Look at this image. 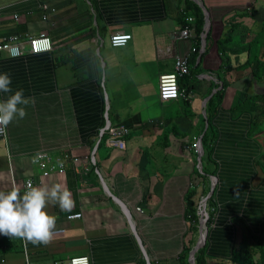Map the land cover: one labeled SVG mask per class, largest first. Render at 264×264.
<instances>
[{
    "label": "crops",
    "instance_id": "0c3cea01",
    "mask_svg": "<svg viewBox=\"0 0 264 264\" xmlns=\"http://www.w3.org/2000/svg\"><path fill=\"white\" fill-rule=\"evenodd\" d=\"M189 1L0 0V38L46 33L53 43L51 51L25 50L17 57L4 52L0 58V74H9L13 93L23 89L35 100L27 116L9 124L0 138V191L32 177L37 187L70 191L74 201L70 210L46 207L56 217L55 229H64L52 234L47 246L0 235V264H26L25 249L29 264H64L81 255L91 264H180L188 246L191 261L196 234L201 237L199 225L194 232L186 217L193 190L198 208L213 188L207 264L231 259L241 229L259 233L264 126L256 123L264 113L260 102L257 110L249 108L264 94V74L256 79L248 70H236L247 53L230 49L260 30L264 0H202L204 9L197 6L203 31L207 19L210 24L205 49L198 52L192 51L198 39L195 18L193 37H174L191 14ZM115 32L130 33L132 39L114 47L110 35ZM175 54L189 57L191 73L181 77V88L195 93L190 101L159 98V77L174 71ZM223 86L206 145L215 174L203 177L208 152L202 144V152L195 153L191 144L194 137L203 139L208 101ZM13 93L0 92V101ZM242 99L250 103L242 106ZM107 121L128 129L124 149L110 146L107 133L101 135ZM42 152L64 156L65 169L42 176L33 162ZM93 152L99 173L89 160ZM70 156L81 161L74 165ZM74 213L82 217L71 219Z\"/></svg>",
    "mask_w": 264,
    "mask_h": 264
},
{
    "label": "built area",
    "instance_id": "2783aa9c",
    "mask_svg": "<svg viewBox=\"0 0 264 264\" xmlns=\"http://www.w3.org/2000/svg\"><path fill=\"white\" fill-rule=\"evenodd\" d=\"M194 3L198 4L200 7L204 9V5L202 0H192ZM194 16L192 14H186L185 22L183 24L182 30L178 33L174 34V37L187 39L193 37L195 35V31L193 28ZM209 21L207 19V23L204 28V37L199 45L200 51H203L206 46V31L209 27ZM132 39V35L130 33H122L115 32L110 35V43L114 47L125 46L129 40ZM53 48L52 39L46 33H41L38 35L28 36L26 38H21L19 35H8L0 38V58L4 52L9 53L12 57H17L22 55L25 50L30 53H42L46 51H51ZM171 46H168L166 49L167 54H172ZM198 49V50H199ZM192 51H197L196 47L192 48ZM175 66L174 71L169 73H163L159 77L158 84V93L159 98L162 101L174 100L182 98L185 101H190L195 97V93L192 90L187 91L186 89L180 88L179 79L186 75L190 74V63L189 57L187 54H175ZM128 129L123 125L112 126V124L107 121L106 126L102 129L101 135L108 134L107 143L116 148L124 149L126 147V135L128 134ZM7 135L6 127L0 126V138H4ZM191 149L195 151V153L202 152V140L201 137H194L193 143L191 144ZM89 160L92 165L96 168V172L99 173L96 167V160L94 152L91 154ZM69 161L77 165L81 159L76 156H70ZM33 162L37 164L42 170V176L47 177L54 172H61L65 169L67 165V160L63 156L52 157L48 153L42 152L37 153L33 157ZM214 177V176H212ZM215 178V177H214ZM214 178L212 180H214ZM29 185L36 186L35 180L32 177H28L25 179L22 186L13 185V189H17L21 194L24 191L28 190ZM207 200L206 197L202 198L199 207L197 210V214L199 220L203 222V228L207 227V220L209 217V212H207ZM137 210L143 211L141 207H138ZM209 211V210H208ZM82 217V213H74L70 215L71 219ZM202 228V231H203ZM64 229H54L52 234H58L63 232ZM25 258L26 264H29V255L27 254L26 249ZM59 264V263H57ZM64 264H91L90 258L88 255L74 256L68 259Z\"/></svg>",
    "mask_w": 264,
    "mask_h": 264
},
{
    "label": "clouds",
    "instance_id": "9594fccd",
    "mask_svg": "<svg viewBox=\"0 0 264 264\" xmlns=\"http://www.w3.org/2000/svg\"><path fill=\"white\" fill-rule=\"evenodd\" d=\"M8 73L0 74V92L13 93ZM33 97H25L23 89L16 90L0 101V126L7 127L14 120L27 116L28 106H34ZM51 204L61 210H70L74 204L71 193L59 185L48 188L29 185L21 194L17 189L0 191V235L20 238L33 245L47 246L52 242L56 217L45 211Z\"/></svg>",
    "mask_w": 264,
    "mask_h": 264
},
{
    "label": "trees",
    "instance_id": "16d2710c",
    "mask_svg": "<svg viewBox=\"0 0 264 264\" xmlns=\"http://www.w3.org/2000/svg\"><path fill=\"white\" fill-rule=\"evenodd\" d=\"M187 10L191 12V14L194 16L196 20V33H197V51L199 49V45L203 39L204 31H203V25H204V17L202 14V10L199 6H197L196 3L193 1L188 2ZM261 27L260 30L251 37L248 41L240 42V45L236 47V49H233L234 53L240 54L243 52L247 53V58L244 63L239 65L236 70H244L247 72L249 71L250 74L253 75L256 79H259L264 74V18H261ZM228 40V39H227ZM227 40H223L220 42L219 47L222 53L227 51ZM228 67H226L228 70L229 64H227ZM195 71V69H192V72ZM191 73V71H190ZM188 77V75H186ZM184 76V77H186ZM220 78L223 81V85L226 86L227 83L225 82L224 76L221 75ZM183 78L179 79V85L180 88L183 84ZM224 86L219 89L215 94L209 99L208 101V109H209V115H208V127L203 134L202 144L208 152V158L207 161L203 164V177H206L210 174H215L214 170L211 169V162L210 165L208 162L210 161V153L211 148L206 146L208 143L212 140V134H211V128H210V117L213 114V109L216 106L217 103H220L223 99V93H224ZM245 100L242 99V102ZM255 105L250 106V110L258 109L259 102L262 105V112L264 113V94L263 95H256L254 97ZM253 103V104H254ZM260 105V106H261ZM259 125L260 123H256ZM262 126H264V122L261 123ZM195 195V190H193L190 195L188 196V206H187V212L186 217L190 220V222L193 224V231L196 232L198 230L199 225V217L197 214V205L192 200V198ZM204 195V191H203ZM212 196L213 194L208 198L207 203L210 207L213 205L212 202ZM214 216V213L209 211V217L207 225L211 223L212 217ZM241 237L236 243L233 253L230 260H227L226 264H264V223L260 227L259 233L252 232L249 228H243L241 229ZM205 242V241H204ZM194 245V244H193ZM208 246V239L205 243H203L200 248L195 252L194 254V261L195 264H207L206 260V249ZM192 246L186 247L182 254L180 255V264H192L189 260V253Z\"/></svg>",
    "mask_w": 264,
    "mask_h": 264
},
{
    "label": "rangeland",
    "instance_id": "374dc122",
    "mask_svg": "<svg viewBox=\"0 0 264 264\" xmlns=\"http://www.w3.org/2000/svg\"><path fill=\"white\" fill-rule=\"evenodd\" d=\"M250 103V101H246V99H245V101L241 104L242 106H247L248 104ZM261 122H260V124H259V126H262V122H264V117H263V115H262V117H261ZM263 128H261V130H262ZM212 178H214V177H212ZM211 178H210V182H209V184L211 185ZM215 186V185H214ZM211 188V187H210ZM209 210V205H207V212H209L208 211ZM207 225V224H206ZM211 224H208L207 225V227L206 228H203V231H202V234H201V237L200 236H198L197 234H196V237H195V239H196V241H195V243H194V246L197 244V242H198V244H199V246H201L203 243H205L206 241H207V236H208V233H209V230L211 229L210 226ZM205 234V235H204ZM200 237V238H199ZM206 237V238H205ZM205 241V242H202V241Z\"/></svg>",
    "mask_w": 264,
    "mask_h": 264
},
{
    "label": "water",
    "instance_id": "95a60500",
    "mask_svg": "<svg viewBox=\"0 0 264 264\" xmlns=\"http://www.w3.org/2000/svg\"><path fill=\"white\" fill-rule=\"evenodd\" d=\"M212 192H213V188H211V190H210V192H209V195L206 197V199H208L210 196H211V194H212ZM203 222H202V220H199V227H200V235L202 234V228H203ZM206 238V237H205ZM200 248V246H199V244L197 243L196 245H195V247L192 249V251H191V263L192 264H195V261H194V254H195V252L198 250Z\"/></svg>",
    "mask_w": 264,
    "mask_h": 264
},
{
    "label": "bare ground",
    "instance_id": "6f19581e",
    "mask_svg": "<svg viewBox=\"0 0 264 264\" xmlns=\"http://www.w3.org/2000/svg\"><path fill=\"white\" fill-rule=\"evenodd\" d=\"M204 235H205V234H204ZM202 242H204V240H203Z\"/></svg>",
    "mask_w": 264,
    "mask_h": 264
}]
</instances>
